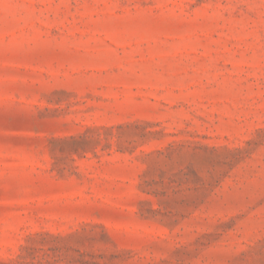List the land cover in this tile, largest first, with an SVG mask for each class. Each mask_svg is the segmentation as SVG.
<instances>
[{
    "label": "rangeland",
    "instance_id": "rangeland-1",
    "mask_svg": "<svg viewBox=\"0 0 264 264\" xmlns=\"http://www.w3.org/2000/svg\"><path fill=\"white\" fill-rule=\"evenodd\" d=\"M0 264H264V0H0Z\"/></svg>",
    "mask_w": 264,
    "mask_h": 264
}]
</instances>
